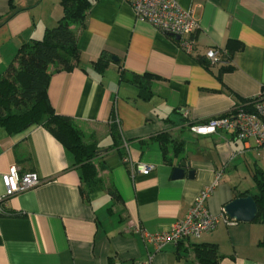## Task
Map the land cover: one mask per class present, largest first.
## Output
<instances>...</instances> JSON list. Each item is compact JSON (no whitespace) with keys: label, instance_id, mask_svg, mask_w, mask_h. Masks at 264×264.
<instances>
[{"label":"crops","instance_id":"obj_1","mask_svg":"<svg viewBox=\"0 0 264 264\" xmlns=\"http://www.w3.org/2000/svg\"><path fill=\"white\" fill-rule=\"evenodd\" d=\"M59 1L0 0V75L23 43L56 24ZM176 2L197 23L191 53L137 20L125 0H90L83 25L74 26L78 65L50 66L51 107L91 129L95 186L84 185L72 151L43 126L19 133L0 126V195L11 165L41 180L3 201L0 264H199L201 244L216 247L217 264H264V226L255 219L219 223L158 250L145 243L143 232L168 231L217 174L205 205L212 215L264 183V150L251 140L190 130L264 91V0ZM209 48L222 51L220 62H202ZM102 55L107 64L95 67ZM181 162L184 176L172 178ZM140 163L152 168L140 173Z\"/></svg>","mask_w":264,"mask_h":264},{"label":"trees","instance_id":"obj_2","mask_svg":"<svg viewBox=\"0 0 264 264\" xmlns=\"http://www.w3.org/2000/svg\"><path fill=\"white\" fill-rule=\"evenodd\" d=\"M59 6L61 13L56 24L46 29L41 38L23 43L14 62L0 75V126L8 133H19L32 125L43 126L72 151L76 164L81 168L84 185L90 188L99 181L93 164L98 148L94 143L85 142L82 129L74 119L54 111L46 95L51 65L55 71L70 70L78 65L79 50L74 26L83 25L90 0H60ZM106 61L102 55L93 65L103 67ZM202 62L208 65V62ZM159 139H166V135H160ZM252 197L257 206L254 219L264 226L262 181H258V191ZM260 245L264 247V233ZM194 254L199 264H217L218 253L214 245H198Z\"/></svg>","mask_w":264,"mask_h":264},{"label":"built area","instance_id":"obj_3","mask_svg":"<svg viewBox=\"0 0 264 264\" xmlns=\"http://www.w3.org/2000/svg\"><path fill=\"white\" fill-rule=\"evenodd\" d=\"M125 1L131 5L137 20L144 21L162 34L173 37L178 47L184 52H192L194 47L192 34L197 28V23L189 11L178 6L176 0ZM204 55L208 64L212 65L220 62L222 51L209 48ZM219 129L233 133L240 141L251 140L255 148L264 150V91L250 99L235 102L231 110L224 115L190 126V130L198 135L212 134ZM151 168L149 165L140 163L136 166V171L144 173ZM219 177L220 173L215 176L210 185L198 192L188 213L184 218L174 221L168 231L153 234L143 232L145 243L152 244L158 250L168 243L177 245L185 239L198 238L213 230L219 223L236 224L237 221L229 218L224 209L218 215H212L206 209V201ZM1 178L4 193L0 195V212H3V201L6 197L31 189L41 182L35 172L19 173L15 165H11ZM142 264H150V258Z\"/></svg>","mask_w":264,"mask_h":264},{"label":"water","instance_id":"obj_4","mask_svg":"<svg viewBox=\"0 0 264 264\" xmlns=\"http://www.w3.org/2000/svg\"><path fill=\"white\" fill-rule=\"evenodd\" d=\"M177 38V37H176ZM185 163L181 162L173 169L172 178H181L185 174ZM187 175L191 177L193 171H188ZM224 211L231 219L240 222L252 221L257 212L256 203L251 195L237 197L224 206Z\"/></svg>","mask_w":264,"mask_h":264},{"label":"rangeland","instance_id":"obj_5","mask_svg":"<svg viewBox=\"0 0 264 264\" xmlns=\"http://www.w3.org/2000/svg\"><path fill=\"white\" fill-rule=\"evenodd\" d=\"M79 125V124H78ZM80 126V128L82 129V132H83V136H84V140H85V142H87V143H94V141L93 140H90V139H88L89 138V136H91L92 135V133H90V131H91V129L88 127V126H84V125H79Z\"/></svg>","mask_w":264,"mask_h":264}]
</instances>
